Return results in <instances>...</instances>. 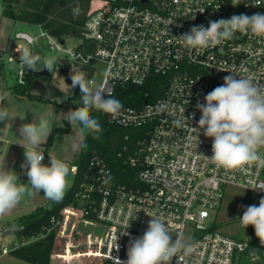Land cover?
<instances>
[{"label":"built area","instance_id":"1","mask_svg":"<svg viewBox=\"0 0 264 264\" xmlns=\"http://www.w3.org/2000/svg\"><path fill=\"white\" fill-rule=\"evenodd\" d=\"M92 1L81 27V39L94 43L92 52L77 49L81 39L73 48H66L38 26L37 37L21 31L13 34L14 40L24 43L14 45L13 52L19 57L20 50L29 46L34 53L35 40L43 37L49 50L66 61L89 67L92 61H100L104 73L98 89L106 88L111 96L115 87L139 86L151 76L167 77L168 82L160 97L141 108L126 107L117 115L107 114L117 127L142 132L125 158L136 169L139 185L113 184L104 159H88L87 172L75 194L77 206L62 211L64 217L79 215L82 223L99 229L96 240L86 239L82 256L108 264H112L111 256L126 261L130 239L141 237L148 227V215H155L165 220L173 240L180 236L195 246L189 255L178 253L171 264H237L247 242L210 229L213 223L206 226L205 221L220 207L226 186L252 192L257 199L264 197V191L245 189L264 182L263 169H217L206 158L212 155V138L205 137L203 130L198 137L192 127H198L201 117L197 103H205L204 97L224 83L230 74L226 71L264 85V37L237 32L232 39L202 52L189 50L175 37L193 26L207 27L210 20L264 14V0H96L100 6L91 9ZM18 65L16 83L23 84L25 70L20 61ZM77 96L81 98L79 87ZM104 98H108L106 94ZM184 110L189 121L183 117ZM263 153L264 148L260 149L262 157ZM70 172L74 174L76 166H70ZM130 215V236L121 235ZM60 224H53L56 233ZM17 246L12 242V248ZM7 252L6 246L0 248V254Z\"/></svg>","mask_w":264,"mask_h":264},{"label":"clouds","instance_id":"2","mask_svg":"<svg viewBox=\"0 0 264 264\" xmlns=\"http://www.w3.org/2000/svg\"><path fill=\"white\" fill-rule=\"evenodd\" d=\"M237 32H251L264 37V14H239L229 19L210 20L207 27L193 26L189 32L175 38L189 50L202 52L232 39ZM19 53V61L25 70L37 71L38 64L42 65L41 69L47 68L50 72L54 69L53 60L42 61L39 55L27 48L21 49ZM226 72L230 74L224 77V83L204 97L205 103H197L201 117L198 127L192 129L198 131V137L203 130L205 137L212 138V155L205 157L217 169L232 172H245L253 167L264 169V157L260 155V149L264 148V85L254 83L250 78L239 77L232 71ZM67 86H78L81 92L84 106L63 113L65 120L71 125H80L81 135L101 131L98 120L90 115L91 109L117 115L122 108L119 100L112 97L106 88L97 89L93 86L87 74L82 71H71V85ZM105 94L107 99L104 98ZM5 98H0V102ZM184 102L189 103L188 100ZM184 112L185 110L183 117L188 120ZM13 118L15 117H11L4 107H0V123L4 124V129L13 127ZM20 118L23 120L25 116ZM192 118H195L194 113ZM176 123L179 124L180 121L177 120ZM18 131L19 137L26 141L18 144L25 149L21 168L28 177L27 184L33 192L43 193L47 199L55 202L61 201L69 187L70 167L66 161L51 154H48L50 163H43L45 157L42 145L52 132L49 120L42 116L36 122L22 123ZM73 146L76 147L75 144ZM248 188L264 191V182H257L245 189ZM25 193V183L20 180L17 172L13 169L6 170L5 163H0V217L10 214L20 204ZM148 216L150 220L144 234L130 239L127 260L111 256L112 264H171L181 251L184 255L194 251L195 246L184 242L180 236L173 240L162 217ZM132 220L130 215L123 225V231L119 232L121 235L130 236L127 229ZM239 220L244 229L252 226L261 245H264V197L260 199L258 206H246ZM114 248L118 250L119 245L116 243Z\"/></svg>","mask_w":264,"mask_h":264},{"label":"trees","instance_id":"3","mask_svg":"<svg viewBox=\"0 0 264 264\" xmlns=\"http://www.w3.org/2000/svg\"><path fill=\"white\" fill-rule=\"evenodd\" d=\"M2 1L4 3L3 14L6 17L14 21L36 25L60 41L66 36L81 39V27L89 10L90 0ZM77 49L92 52L94 43L81 39ZM54 66L58 68L69 85H71V71L91 74L92 70L89 66H81L63 58H57ZM2 75L3 64L0 60V77ZM167 82V77L151 76L139 86L127 84L115 87L112 97L120 101L122 108L138 109L160 97L166 89ZM29 84L30 79H26L23 84L11 85L8 90L15 96L31 99L27 90ZM77 89L78 86L72 88V99L76 101L73 110L83 107L81 98L77 96ZM90 115L98 120L101 131L83 135L81 149L72 163V166H76V172L64 198L59 202L49 200L45 206L35 207L31 212L4 225V228H17L14 232L13 242H17L18 246L9 251L16 258L33 264H48L50 249L56 233V226L53 224L61 220L63 209L77 206L75 194L83 175L87 172V161L90 157L98 156L104 159L110 169V181L113 184H122L127 187L139 185L136 169L129 166L125 162V158L135 149V141L140 137L141 130L119 128L108 121L107 114L94 108L90 110ZM125 135H127V140H124ZM216 228L215 223L210 227V229ZM27 239L36 241L32 240L27 245H23ZM244 254L250 257H262L264 247L256 246L253 238L249 237L247 250ZM84 258L95 259L98 264H108L96 257L84 256Z\"/></svg>","mask_w":264,"mask_h":264},{"label":"rangeland","instance_id":"4","mask_svg":"<svg viewBox=\"0 0 264 264\" xmlns=\"http://www.w3.org/2000/svg\"><path fill=\"white\" fill-rule=\"evenodd\" d=\"M99 6L100 3L93 0L90 8L95 9ZM20 30L26 32L32 37H37L40 33V29L37 26H31ZM11 42V47L9 48L8 53L15 58V61L10 63L7 62L6 59L3 60L4 72L8 85L16 84V71L19 67V57L13 52V46L16 44H24L22 41L14 40L13 38ZM79 42V38L71 36L63 38V44L66 48H73ZM25 47L30 50L29 46ZM32 49L35 54L41 57L42 61L45 59H51L55 63L57 58H62L59 53L49 50L46 40L43 37H38L35 40ZM41 67L42 65L38 64L37 71L24 69L25 75H29L27 79H30V84L28 85L27 90L32 98L29 100L35 101H20L15 104L16 110L21 115L27 114L28 118L36 117L37 119H35L34 122H36L39 117L43 116L49 120L50 125L54 124L55 133L52 137H50V139L48 138V140H50L49 145L46 148L43 147V151L46 154L45 160L50 161L48 154H51L66 161L68 165H71L76 159L83 142V135L80 133L79 124L71 125L67 120H65L63 114L74 109L76 101L73 99L69 100L73 96V91L72 88H68L67 85L69 84L66 82L58 68L54 66L53 71L50 72L47 68L41 69ZM91 69V74H87V78L89 77L92 80V85L98 89L100 81L103 77L104 65L100 61L94 60L91 62ZM30 74L32 75L30 76ZM3 80L2 83L4 82ZM61 127L66 128H62L65 129V132L62 133L58 131ZM74 144L76 147L73 146ZM71 176L72 175L69 173V184H71ZM262 176L264 178V169ZM42 194L43 193L38 194L36 200H41ZM259 201L260 199H257L252 192L234 186H226L224 188V197L220 207L217 211L210 215V217L205 221V225L208 226L215 223L217 226L216 229L219 232L230 236L235 240L247 242L248 238L252 237L256 246L264 247V245H261L259 239L256 237L254 228L248 226L244 229L239 220V217L243 215L244 208L246 206H258ZM19 208H23V206H20ZM15 210L16 209L8 215L0 217V229L4 226V224L17 217L16 215L18 213L16 215L15 213L13 214ZM17 210L19 214H26L24 213L26 212L24 209H22L24 211H20V209ZM80 218L81 217L79 215H68V217H64L62 212L60 229L59 232L54 235L52 248L49 253L48 264H98L97 260H92L91 258L87 259L81 255L86 251V239L89 238L92 241L96 240L99 236V229L96 226L82 223ZM250 228H252L251 231ZM14 239V232L1 239L0 248L2 246H6L8 248V252L6 254H0V264H33L20 260L10 254L9 251L12 248V242ZM32 240L27 239L23 245H27ZM69 245L70 247H68ZM67 249L68 251L66 252ZM91 250L94 251V247H92ZM64 253L65 255H63ZM237 264H264V255L262 257L251 258L246 254H242L239 257Z\"/></svg>","mask_w":264,"mask_h":264},{"label":"crops","instance_id":"5","mask_svg":"<svg viewBox=\"0 0 264 264\" xmlns=\"http://www.w3.org/2000/svg\"><path fill=\"white\" fill-rule=\"evenodd\" d=\"M3 10H4V3L2 0H0V60L3 64V75L0 77V98L2 97H7V101H8V112H9V115L11 117H15L13 118V121H12V124H13V127H9L8 129H4V124L2 123L0 125V130L3 128V137L1 138V146H0V163H5V168L6 170L8 169H13L17 172V174L19 175V178L22 182L25 183V187H26V193L22 199V201L20 202L19 206L16 207L15 211L13 212V214L15 213V215L17 217H20L22 215H25V214H19L18 210L17 209H20V211H26L24 213H29L31 212L35 207H39V206H45L49 199H47L44 194H42V199L41 200H36L37 198V195L40 194V193H37V192H33L30 185L27 184L28 182V177L25 173V170L21 168V164L24 162V151L25 149L18 143H26V141L22 140L20 137H19V127L22 123H27V122H34L35 119H37L36 117L35 118H28L27 117V114H24V115H21L18 113V111L16 110V105L18 102L20 101H24V100H27L28 102H34L33 100H29L25 97H19V96H15L13 94H11L9 92V87L11 85H8L7 82H6V75H5V72H4V62L3 60L6 59L11 56L9 55V48L11 47V41H12V38H13V34L16 32V31H21V32H24L20 29H25V28H29L31 26H36V25H30V24H27V23H24V22H18V21H14L12 20L11 18L9 17H6L4 14H3ZM26 33V32H24ZM12 57V56H11ZM13 58V57H12ZM15 61V58H13L12 61H8L7 62H14ZM19 64V63H18ZM32 74H30L31 76ZM29 77V75H26V79ZM4 79V80H3ZM2 80L4 81L2 83ZM69 100H72L71 98ZM38 102V101H36ZM26 116L23 120H21L20 117H24ZM52 132L51 134L49 135V139L50 137H52V135L55 133V125L52 124ZM62 128H65V127H61L60 132H65V129H62ZM49 141L50 140H47V142L45 144L42 145V147H47L49 145ZM44 157L46 158V154L44 153ZM44 158V161L43 163L44 164H49L50 161H46ZM72 166L69 165V167ZM70 174L72 175L71 176V182H72V179H73V173L70 172ZM70 186V184H69ZM20 206H23V208H19ZM24 209V210H22ZM15 217V216H14ZM15 217V218H17ZM13 218V219H15ZM12 219V220H13ZM5 225V224H4ZM5 229H8V228H4V226H2V228L0 229V233L1 231L5 230ZM13 236V235H11ZM1 239L0 238V242H1ZM70 247V245L68 246ZM68 251V249L66 250V252ZM65 252V253H66ZM65 253L63 255H65ZM82 256V255H81Z\"/></svg>","mask_w":264,"mask_h":264},{"label":"water","instance_id":"6","mask_svg":"<svg viewBox=\"0 0 264 264\" xmlns=\"http://www.w3.org/2000/svg\"><path fill=\"white\" fill-rule=\"evenodd\" d=\"M60 44H63V40H60ZM2 98H5V96L2 97ZM71 99H72V97H71ZM0 103H2V104H0V107H4L6 110H8V101H7V97H6L2 102H0ZM2 137H3V128L0 130V141H1V138H2ZM0 146H1V143H0ZM16 230H17L16 227H15V228H12V229H10V228L5 229V230L1 231V233H0V238L5 237L6 235H10V234H12L13 232H15Z\"/></svg>","mask_w":264,"mask_h":264}]
</instances>
